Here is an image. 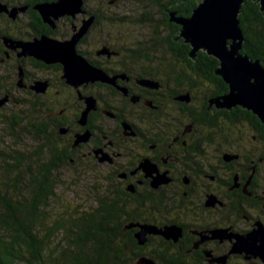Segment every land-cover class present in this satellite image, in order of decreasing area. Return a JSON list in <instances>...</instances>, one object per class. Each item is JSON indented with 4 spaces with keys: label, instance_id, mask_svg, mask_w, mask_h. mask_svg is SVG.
Instances as JSON below:
<instances>
[{
    "label": "flooded vegetation",
    "instance_id": "flooded-vegetation-1",
    "mask_svg": "<svg viewBox=\"0 0 264 264\" xmlns=\"http://www.w3.org/2000/svg\"><path fill=\"white\" fill-rule=\"evenodd\" d=\"M186 1L84 0L75 18L63 17L74 27L62 36L70 38L92 19L76 49L109 81L75 87L64 78L61 63L23 55L19 46L54 36L46 31L57 27L35 8L46 0H0V100L7 98L0 110L10 101L41 104L38 116L60 143L62 158L108 169L99 175L109 181L111 199L124 203L128 224L180 229L177 239L148 234L145 244L137 242V259L264 264V257L231 252L234 234L264 226V130L255 120L238 118L239 106L210 105L229 85L219 76L224 90L221 82L195 73L196 58L184 48L189 43L175 39L181 25L170 20L171 12L190 16L175 7ZM39 81L47 82L43 92L32 88ZM89 96L95 108L81 124ZM209 114L217 116L212 128ZM85 132L88 139L76 143ZM104 156L108 159L101 161ZM126 230L135 237L140 227Z\"/></svg>",
    "mask_w": 264,
    "mask_h": 264
},
{
    "label": "trees",
    "instance_id": "trees-1",
    "mask_svg": "<svg viewBox=\"0 0 264 264\" xmlns=\"http://www.w3.org/2000/svg\"><path fill=\"white\" fill-rule=\"evenodd\" d=\"M196 6V0L175 5L187 14ZM34 18L35 22L41 20L38 14ZM239 18L245 36L242 52L264 63V12L260 4L246 0ZM46 32L58 34L57 30ZM184 48L189 56L190 45ZM218 65L219 60L203 50L194 60L195 73L221 82L227 90L215 74ZM28 102L25 99L10 114L0 110V264H136L139 245L126 230V207L111 199L113 189L106 177L103 183L90 186L92 204L87 209H53L59 202L55 201L57 190L65 181L64 170L87 166L72 162L68 156L62 158L60 143L38 116L41 104L38 107L37 102ZM236 112L238 118L255 120L259 130H264L252 111L239 106ZM212 118L217 116L209 114L206 119L210 128L214 126Z\"/></svg>",
    "mask_w": 264,
    "mask_h": 264
},
{
    "label": "water",
    "instance_id": "water-1",
    "mask_svg": "<svg viewBox=\"0 0 264 264\" xmlns=\"http://www.w3.org/2000/svg\"><path fill=\"white\" fill-rule=\"evenodd\" d=\"M84 0H46L35 8L41 13L44 21L52 28L62 16H75L82 9ZM260 4L264 12V0H254ZM246 0H198L197 6L190 16H176L171 12V21L181 25L180 35L175 39L184 38V42L191 45L190 56L196 58L203 50L219 60L215 74L220 76L228 85L229 91L211 98L210 105L217 108L232 109L241 106L252 111L264 124V63L242 52L245 36L241 27L240 14ZM15 13V11H13ZM92 19L84 22L79 31H75L68 39H59L43 34L32 41H20L23 55H30L45 63L59 62L64 69V78L68 84L78 87L83 82L104 80V72L93 67L76 49L77 42L86 32ZM37 92L47 88V82H36L32 86ZM7 98L0 100V105ZM86 108L80 123L85 124L89 111L95 108V99L86 98ZM88 132L78 135L76 143L86 141ZM108 159L107 156L100 160ZM156 184V183H154ZM139 226L135 232L138 244L147 241L148 234H161L166 238L177 239L180 229L166 226L161 229L153 224H128L126 229ZM232 253H247L264 257V226H260L246 235H235ZM136 264H154L153 259L140 257Z\"/></svg>",
    "mask_w": 264,
    "mask_h": 264
},
{
    "label": "rangeland",
    "instance_id": "rangeland-1",
    "mask_svg": "<svg viewBox=\"0 0 264 264\" xmlns=\"http://www.w3.org/2000/svg\"><path fill=\"white\" fill-rule=\"evenodd\" d=\"M75 16H70V17L75 18ZM63 17L64 16L60 17V21H56V27L58 31V35L56 37L59 39L65 38L62 35H64V33L68 30V28L74 27L72 21H68L64 19ZM64 91H65V94L70 93L68 89H64ZM21 94H22L21 92H17L15 95L20 96ZM22 95L23 97L27 96L24 93ZM29 98L32 99L33 97L29 96ZM46 98H47V95H46ZM5 106L6 107H3L1 109V111L4 114H10L19 109V104H16L14 101H10ZM107 170L108 169H106L105 167H101L97 165L95 167V164L87 165L86 169L78 168V170H73V169L64 170L63 175L65 177V181L63 183V186L57 190L58 196L55 199V201L56 202L59 201V202L58 203L55 202L56 204L53 207V209L59 208L60 209L59 212H61L64 209L73 210L76 207H79V209L81 208L87 209L92 204V201H91L92 194L90 191V186L93 184L96 185L98 183H103V180H102L103 176L99 175V173H101L102 171L103 174H105L107 173ZM59 237H61V235H59L58 238ZM56 241L57 239L55 240V242Z\"/></svg>",
    "mask_w": 264,
    "mask_h": 264
},
{
    "label": "bare ground",
    "instance_id": "bare-ground-1",
    "mask_svg": "<svg viewBox=\"0 0 264 264\" xmlns=\"http://www.w3.org/2000/svg\"><path fill=\"white\" fill-rule=\"evenodd\" d=\"M144 80V79H143ZM47 134V133H46ZM49 138V137H48ZM58 182V181H57Z\"/></svg>",
    "mask_w": 264,
    "mask_h": 264
}]
</instances>
